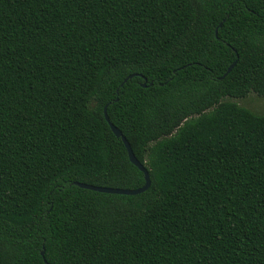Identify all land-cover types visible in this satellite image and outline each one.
Instances as JSON below:
<instances>
[{
    "label": "trees",
    "instance_id": "1",
    "mask_svg": "<svg viewBox=\"0 0 264 264\" xmlns=\"http://www.w3.org/2000/svg\"><path fill=\"white\" fill-rule=\"evenodd\" d=\"M251 92L264 0H0V264H264Z\"/></svg>",
    "mask_w": 264,
    "mask_h": 264
},
{
    "label": "water",
    "instance_id": "2",
    "mask_svg": "<svg viewBox=\"0 0 264 264\" xmlns=\"http://www.w3.org/2000/svg\"><path fill=\"white\" fill-rule=\"evenodd\" d=\"M220 25H222V24H220ZM234 64H235V62L229 67L227 73L232 69ZM134 75H136V74L128 75L124 79V81L122 82L121 85H123L129 78H132ZM143 86H145V87L147 86V81H145L143 83ZM104 115H105V118L108 121L112 131L114 132V134L116 136L122 138V141L124 142V144L127 148L128 155H129L131 162H133L141 171L144 172L145 183L143 184V186H141L139 188H134V189L97 186V185L87 184V183L77 182V181L74 182V184H76L82 188H87V189H91V190H95V191H99V192L115 193V194L134 195V194H139V193L146 191L149 188V186L151 185V177H150L149 171L147 170L145 165L135 156L129 141L123 135L122 131L110 121V117H109L108 112H107V106H105V108H104ZM42 254L44 255V251H42ZM45 261L47 262L46 259H45ZM47 264H50V263H47Z\"/></svg>",
    "mask_w": 264,
    "mask_h": 264
},
{
    "label": "rangeland",
    "instance_id": "3",
    "mask_svg": "<svg viewBox=\"0 0 264 264\" xmlns=\"http://www.w3.org/2000/svg\"><path fill=\"white\" fill-rule=\"evenodd\" d=\"M239 104L251 108L257 113H264V97L257 95L256 93H249L243 98H232Z\"/></svg>",
    "mask_w": 264,
    "mask_h": 264
}]
</instances>
